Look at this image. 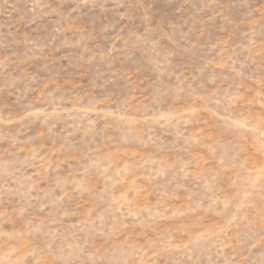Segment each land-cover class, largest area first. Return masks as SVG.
I'll return each instance as SVG.
<instances>
[{
  "label": "rangeland",
  "instance_id": "374dc122",
  "mask_svg": "<svg viewBox=\"0 0 264 264\" xmlns=\"http://www.w3.org/2000/svg\"><path fill=\"white\" fill-rule=\"evenodd\" d=\"M0 264H264V0H0Z\"/></svg>",
  "mask_w": 264,
  "mask_h": 264
}]
</instances>
